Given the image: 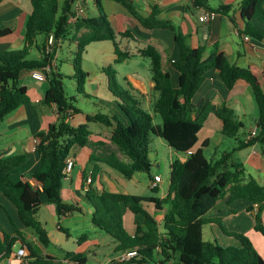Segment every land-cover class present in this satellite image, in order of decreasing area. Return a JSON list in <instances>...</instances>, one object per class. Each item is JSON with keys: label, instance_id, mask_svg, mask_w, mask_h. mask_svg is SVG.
<instances>
[{"label": "trees", "instance_id": "16d2710c", "mask_svg": "<svg viewBox=\"0 0 264 264\" xmlns=\"http://www.w3.org/2000/svg\"><path fill=\"white\" fill-rule=\"evenodd\" d=\"M112 1L123 6L145 28H169L174 32L179 55L171 65L178 72L177 85L173 84L169 71L164 69L162 55L153 44L146 43L135 52L119 47L115 40L117 34L103 12L101 0H95L98 16H78L71 23L69 18L75 15V0H30L32 9L25 23L24 46L0 51V121L30 101L26 87L19 83L20 73L47 64L51 65L46 72L48 88L43 101L55 105L57 120L36 133L39 167L29 173L26 180L14 181L10 176L13 170L24 164L25 155L0 158V193L16 208L21 227L28 229L40 244L47 246L50 243L47 230L36 217L42 203L52 204L58 218L64 214L82 212L80 205L62 197V170L75 146L100 147L102 152L91 153L90 160L105 163L125 179H130L136 172L151 176L150 142L153 136L161 137L178 152L190 151L185 160L176 158L171 162L169 187L164 198L99 189L93 186L96 178L95 173H91V180L84 192L93 209L91 222L114 239L116 252L135 249L137 253L129 260H115L112 264H264V258L246 233L227 229L220 217L206 216L219 199H223L227 205L238 199L247 200L250 202L249 210L254 204L259 205L254 214L253 230L264 237L261 218L264 186L253 177L244 178L240 164L220 170L231 152L223 153L212 162L204 156L201 148L195 149L197 135L210 111L206 105L196 118H192L190 105L205 73L210 69L218 70L227 89H231L238 80L246 81L257 107V133L245 140L239 138L243 123L224 104L216 109L215 114L222 121L221 134L237 140L233 150L256 143L263 145V78L255 67H241L231 62L226 54L218 50L217 45L204 58L203 46L191 47L185 34L177 31L169 20L158 16L156 6L144 16L128 0ZM208 8V11L225 14L232 5L219 4ZM237 8L243 20L240 33L262 40L264 30L255 28L251 20L257 19L264 24V0H239ZM9 32L8 28L0 29V35ZM49 33L53 34L57 43L67 40L70 35L76 40L77 50L73 56L71 76L65 75L51 63L53 53L44 52V42L37 45L41 58H28L29 48L35 43L37 35L42 34L46 38ZM118 35L135 39L129 30ZM101 40L113 41L115 63L135 54L150 60L153 89L157 97L151 110L142 107L130 88L119 84L115 69L108 65L103 67L108 78V89L116 98L115 103L124 120L115 113H86V122L74 126L68 123L67 118L71 112H79L80 109L75 105V98L67 94L63 79L74 78L77 92L90 96L85 91L86 72L81 64L82 55L89 43ZM154 114L160 116V124L153 123ZM89 122H98L106 127L101 135L113 147L107 146L105 141L94 142L90 139ZM83 178L86 181L85 175ZM146 202L152 203L156 210L166 208L161 227L157 219L144 208ZM125 208L141 218L135 221L134 234H130L124 226ZM206 224L217 225L225 236L232 238L233 243L222 245L217 239L205 240L202 227ZM12 229L14 233L9 234L0 225V263L9 258L14 244L19 241L28 253L24 264H57L54 257L42 254L33 241L26 239L20 228L12 224ZM66 256L77 264H87V255L84 253L67 252Z\"/></svg>", "mask_w": 264, "mask_h": 264}, {"label": "crops", "instance_id": "0c3cea01", "mask_svg": "<svg viewBox=\"0 0 264 264\" xmlns=\"http://www.w3.org/2000/svg\"><path fill=\"white\" fill-rule=\"evenodd\" d=\"M79 1L82 5V15L90 17L98 16L99 12L95 0ZM128 1L144 16L151 12L153 6H156L159 10L158 16L162 19L169 20L177 31L185 34L187 36V42L191 47L203 46L204 58L217 45L218 50L226 54L231 62L241 67H255L264 80V38L262 40H256L250 36L248 40L243 38V35L240 33V30L243 28V20L237 8L239 0H197L198 2H195V0ZM219 4H230L232 8L225 14L215 12L214 17L208 22L199 21V16L207 11L209 9L208 7H216ZM101 5L104 14L117 34L115 40L118 42L119 47L135 52L146 43L153 44L161 53L163 67L169 71L172 82L176 86L178 72L171 65V62L178 57L179 50L174 42V32L169 28L147 29L143 27L123 6L112 0H101ZM31 9L30 0H4L0 3V29H10L8 34L0 35V51L19 49L24 46L25 23ZM251 24L257 29L264 30V24L257 19L251 20ZM125 30H129L135 39L118 35V33ZM44 41L45 36L42 34L37 35L35 43L29 48L28 58H41V52L38 50L37 45H41ZM91 44H97L92 47L94 49L95 59L94 61L88 60L87 62L89 63L85 66L84 54H87V50ZM66 46L68 51L66 52V56H64L65 60L58 61L60 54H63V48ZM104 49L105 51L113 53L112 60L114 65L132 62L133 60L136 62L135 70L127 72H122L121 70L119 72L116 68V76L118 81L122 80L127 82L132 94L139 100L142 107L151 110L152 103L157 97V92L153 89L150 60L140 54H135L130 58L115 63L114 59L116 55L114 53L113 41L111 40L89 43L82 55L81 64L85 72L87 71L85 91L90 95L87 98H98L97 96H93L87 88L89 82L92 84L93 82H97L96 88L94 86L93 89H97L98 87L103 88V90H108L109 101L115 106L114 113L124 120L122 113L115 103L116 98L108 89V78L103 71L104 65L99 60V55L104 52ZM76 50V40L72 39L70 44L66 40L58 42L56 51L57 58L56 61L54 60V64L65 75L71 76L73 74L72 62ZM65 65L68 66V70H64ZM91 65H93V68H91ZM139 65L146 67V73L144 75L140 74L138 70ZM19 83L26 87L30 101L11 111L0 121V158L10 155H25L26 157L24 164L11 172L10 176L14 181L26 180L29 173L38 169L39 157L36 151L38 138L36 137V133L57 120L55 105L43 101L45 91L48 88L47 79H34L30 75V70H28L20 73ZM222 104L230 107L234 111L236 117L242 121L243 127H245V121L247 119H252L253 125L248 128L245 127L242 135H240V130L243 127L239 130V138L245 140L249 131L255 126L257 107L249 84L244 80H238L231 89H227L219 76L218 70L210 69L205 73L204 79L192 97L190 104L192 118H196L206 105L209 106L210 111L203 128L197 135L198 141L195 149L201 148L204 156L212 162L218 160L223 153L231 152L220 170L224 169V167L230 168L232 165L240 164V168L244 170V178L253 177L264 186V144H261V150L257 149L258 143L233 150L237 144V140L228 139L221 134L222 121L215 114L216 109ZM93 106L98 111L83 112L77 106L80 111L68 117V123L76 126L86 122V113L94 114L101 112L99 105L94 103ZM110 110L112 111L111 107ZM154 117L155 115H153V119ZM88 125L91 131L90 139L92 141H105L107 146L113 147L101 135L106 127L98 122H89ZM204 142L205 146L202 147ZM208 151H210L209 157L206 156V152ZM100 152L102 150L98 146H95V148L75 146L71 154V157L74 159L73 168L69 176L62 181L63 199L80 205L82 207L81 213L64 214L58 218L52 204L42 203L38 209L36 217L44 224L50 238V243L47 246L40 244L28 229L21 227L16 208L0 193V225L2 228L9 234L14 233L12 224L20 228L26 239L33 241L39 247L42 254L54 257L57 264H77L66 256L67 252L86 254L87 264H112V262L118 260L120 252L115 251L116 242L114 239L91 222L93 209L85 198L84 192L88 185L83 175H85L86 179L93 171L96 178L93 186L99 189L104 188L114 192L132 193L127 188V179L117 170L108 167L105 163L98 161L92 162L90 160L91 153L100 154ZM189 154V151H175L174 159L185 160ZM150 175L149 181L153 177L152 174ZM149 181L147 182L148 188ZM168 187L166 191H162L159 182L154 190L149 188L154 194L142 196L164 198L167 195ZM157 193L160 195H155ZM143 206L157 219L161 227L166 208L156 210L150 202L144 203ZM258 206V204H254L253 208L249 210L250 202L247 200L238 199L227 205L223 199H219L206 216L220 217L228 223L230 228L227 229L247 234L254 231V214ZM125 209L130 211L128 208ZM125 217L126 213L124 211V226L130 234H134L136 228L135 221L141 220V218L132 217L134 227L131 228L132 230H129L125 224ZM261 218L264 224V206L262 208ZM80 225H86L87 232L76 234L75 247L73 245L68 247L67 243L73 240V237H71L74 234L73 231L77 230ZM206 225L218 227L215 224ZM209 229L210 235L213 237L212 239L218 240L221 238L225 245L233 243V240L225 236L220 228V231ZM15 245H19L18 249L23 247L17 241L13 246L14 250L9 258L3 260L0 264H24L22 260L14 257L16 251L14 248Z\"/></svg>", "mask_w": 264, "mask_h": 264}, {"label": "rangeland", "instance_id": "374dc122", "mask_svg": "<svg viewBox=\"0 0 264 264\" xmlns=\"http://www.w3.org/2000/svg\"><path fill=\"white\" fill-rule=\"evenodd\" d=\"M91 7V6H90ZM106 16V15H105ZM107 18V17H106ZM72 35L69 36V38L66 40V42H68V44L71 43L72 40ZM70 40V41H69ZM111 43V42H110ZM99 44V43H98ZM97 45V44H91V46L89 47V49L87 50V54L85 53V66L89 63L87 62L88 60L94 61V53H93V46ZM58 48V43L56 48L54 49V53H53V59L56 61V51ZM106 49V48H105ZM99 55V60L101 62V64L104 65V67H107L108 65H111L114 69H116L117 71H121L122 72H127V71H131V70H135L136 68V62H134V60L132 62H125V63H120L118 65H114L113 64V60H112V56L113 53L112 52H108L105 51ZM68 51L67 46L65 48H63V54H60V58L58 61L60 60H65L66 56V52ZM148 60V59H145ZM92 64V63H91ZM54 65V64H53ZM91 68H93V65H91ZM64 70H68V66L65 65ZM138 70L140 71V74L144 75L146 73V67L144 65H139ZM87 73V71H86ZM121 79V78H120ZM119 84L121 86H123L124 88H130V86L127 84V82L119 80L118 81ZM96 83L97 82H93V84L91 82H89V84L87 85V88L90 90V92L92 93L93 96H97L98 98H87L84 97L83 95L79 94L77 92L76 89V81L74 78H64L63 79V84L65 87V90L67 92L68 95L73 96L75 98V105H77L83 112L86 111H90V112H94V111H98L93 104H97L100 106V111L102 113L105 114H113L115 112V106L112 105L110 103V99L108 97L109 95V91L108 90H103V88H98L97 89H93V87L95 86L96 88ZM135 97V96H134ZM136 98V97H135ZM110 107L112 108V111L110 110ZM73 113L75 112H71L69 117L73 115ZM155 117L153 119V123H160V116L158 114H154ZM254 118V117H253ZM254 120V119H253ZM251 125H253V121L252 119H247L245 121V127L248 128ZM243 127L240 130V135H242V133L244 132V128ZM229 139V138H228ZM111 147V146H110ZM262 145L258 144L257 149L261 150ZM175 151L173 148H171L167 142L161 138V137H157V136H153L150 142V146H149V157L152 161V169H151V174L152 176H159L160 178V188L162 189V191H166L167 187H168V183H169V172H170V162L172 160H174L175 158ZM209 152H206V156L209 157ZM123 158V155H121ZM157 162V164H156ZM128 185L127 188L129 190L130 193L132 194H139V195H147V194H154L151 190H149V188L147 187V182L149 181V175L145 172H137L134 177L132 179H127L126 180ZM150 182V181H149ZM158 182V183H159ZM157 187V186H156ZM155 188V187H154ZM153 189V188H152ZM115 190H119V189H115ZM155 195H160V194H155ZM125 213H126V217H125V224L127 226V228H129V230H132L131 228L134 227V222L132 220V217H137L138 215H133L130 211L124 209ZM222 222L224 223L226 228H230L228 223L224 220H222ZM87 226L86 225H80L78 227L77 230L73 231V235H71V237H73L72 242L70 241L69 243H67V246H74L76 245V234L78 233H84L87 232ZM213 229L214 231L219 230L218 227L213 226V225H204L203 226V238L205 240H212V235H210V229ZM247 236H249V238L252 240L255 248L257 249V251L262 255V257L264 258V237L258 233V232H254L251 231L249 233L246 234ZM230 240H232V238H229ZM218 242L222 245H225V243H223L222 239L219 238ZM228 245V244H227ZM19 245H15V250L18 249ZM67 247V248H68ZM106 247V246H104Z\"/></svg>", "mask_w": 264, "mask_h": 264}, {"label": "built area", "instance_id": "2783aa9c", "mask_svg": "<svg viewBox=\"0 0 264 264\" xmlns=\"http://www.w3.org/2000/svg\"><path fill=\"white\" fill-rule=\"evenodd\" d=\"M74 12H75V15L69 18V22L70 23L73 22L76 19V17L83 16L82 15V13H83L82 12V5H81V2L79 0H75V2H74ZM214 15H215L214 12H211V11L207 10V11H205L203 14H201L199 16V21L208 22L214 17ZM243 38L245 40H248L249 36L248 35H243ZM56 46H57V42H56L53 34L49 33L46 36L45 41H44V52L46 54H52V53H54V49L56 48ZM51 63L54 64V59L52 60ZM50 65L51 64H47V65H45V66H43L41 68L31 69L30 70L31 77L34 78V79H37V80H45L46 79V72L49 71ZM256 133H257V127L255 125L249 131V133H248V135L246 137L250 138V137L254 136ZM189 153H190V151H189ZM73 165H74V159L71 156L67 157L66 164H65V166H64V168L62 170L63 175H64L63 179H66L69 176V173L71 172V170L73 168ZM90 174L86 178L87 185H89V182L91 180ZM29 181H30V183L32 185H35V183L32 180H29ZM159 181H160L159 176L152 177L150 182H149V188L152 189V188L158 186V182ZM136 254L137 253H136L135 249L123 251V252L119 253L118 260H129L130 258H133ZM14 257H16L17 259L22 260L23 263L24 262L26 263L27 262V258H28V253H27L26 248L23 246V247H20L19 249H17L15 251V253H14Z\"/></svg>", "mask_w": 264, "mask_h": 264}]
</instances>
